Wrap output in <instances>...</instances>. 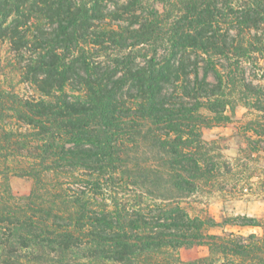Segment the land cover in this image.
<instances>
[{"label": "trees", "instance_id": "obj_1", "mask_svg": "<svg viewBox=\"0 0 264 264\" xmlns=\"http://www.w3.org/2000/svg\"><path fill=\"white\" fill-rule=\"evenodd\" d=\"M0 41L41 95L17 110L41 164L104 178L115 203L0 198V264H264V213L226 222L259 232L208 234L219 223L178 202L207 186L264 202V0H0ZM238 106L251 117L225 157L203 129ZM116 174L151 202L117 208Z\"/></svg>", "mask_w": 264, "mask_h": 264}, {"label": "rangeland", "instance_id": "obj_2", "mask_svg": "<svg viewBox=\"0 0 264 264\" xmlns=\"http://www.w3.org/2000/svg\"><path fill=\"white\" fill-rule=\"evenodd\" d=\"M262 64L264 66V58ZM40 97L35 88L24 80L13 51L7 43L0 41V198L8 199L12 196L13 198H9L10 202L19 203L26 201V196L34 189L38 195L34 200L36 203L43 201L46 203L47 200L57 199V196L71 200L79 195L92 207L107 205L112 207L113 204L114 209L115 203L104 199V195H109V192L101 193L102 189L107 187L104 178L100 181L101 188H98V185L94 184V178L87 172L66 169L47 170L45 164H41L39 156L42 150L37 146L41 145V142L34 139L36 132L17 117V110L24 100ZM227 113L229 114V109ZM250 117L251 114L244 107L238 106L231 124H215L204 128V138L211 146H215V153H222L225 157H237L240 153L241 140L239 127L241 121H246ZM22 141L28 147L20 149L19 145ZM144 157L150 155L147 153ZM260 162L262 161H253L251 172L259 173L264 169ZM262 164L264 166V163ZM31 167L37 171L38 182L28 175L29 172H25L31 171ZM115 177L118 181L113 182V195L116 197L117 208L131 209L141 203L151 202L132 185L128 176H123L122 180L119 179L121 178L119 174ZM178 202L190 217H200L219 223L218 226L208 228V234L247 235L251 232H259L256 228L229 225L226 222L227 219L237 215L260 216L264 213V202L232 196L229 193L223 194L215 191L212 186H207L203 192ZM207 254L206 245L195 244L189 249L192 258ZM177 258L183 260L184 256L179 254Z\"/></svg>", "mask_w": 264, "mask_h": 264}]
</instances>
